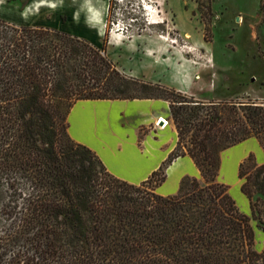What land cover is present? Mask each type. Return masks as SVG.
Returning <instances> with one entry per match:
<instances>
[{"label": "trees", "instance_id": "16d2710c", "mask_svg": "<svg viewBox=\"0 0 264 264\" xmlns=\"http://www.w3.org/2000/svg\"><path fill=\"white\" fill-rule=\"evenodd\" d=\"M110 11L101 46L0 18V264H264L251 224L264 231V162L249 152L238 165L250 216L218 179L225 149L255 138L264 153V103L203 101L125 73L106 51ZM85 99L167 101L174 148L139 183L115 176L68 132ZM183 156L199 178L159 194Z\"/></svg>", "mask_w": 264, "mask_h": 264}, {"label": "rangeland", "instance_id": "374dc122", "mask_svg": "<svg viewBox=\"0 0 264 264\" xmlns=\"http://www.w3.org/2000/svg\"><path fill=\"white\" fill-rule=\"evenodd\" d=\"M12 1L22 4L25 0ZM81 1L54 0L56 10L40 22L55 20L65 27L76 25L84 15ZM86 1L89 7L99 2ZM102 1L107 8L111 6L109 34L114 32L123 39V43L111 41L107 55L126 73L203 101L264 103V0ZM26 22L40 24L34 18ZM89 34L93 40L97 38L93 32ZM170 125L174 126L171 118ZM218 179L230 188L240 184L238 179ZM261 200L260 207H264V198ZM251 224L255 232L262 231L256 219H251ZM255 247H263L257 236Z\"/></svg>", "mask_w": 264, "mask_h": 264}, {"label": "crops", "instance_id": "0c3cea01", "mask_svg": "<svg viewBox=\"0 0 264 264\" xmlns=\"http://www.w3.org/2000/svg\"><path fill=\"white\" fill-rule=\"evenodd\" d=\"M101 2L105 1L99 0L97 5L89 7L87 1L82 0L80 4L84 15L76 25L69 27L55 20L52 23L40 22L41 19H46L47 14L56 10L54 0H25L22 4L12 0H0V18L21 25H31L26 20L34 18L41 26L91 39L93 44L101 46L108 9L106 2L103 5ZM79 28H82L80 33ZM89 31L96 35L95 40L91 38L93 35ZM111 41L123 43L121 37L110 32L107 52ZM118 66L126 73L122 66ZM183 77L188 84V79L184 75ZM159 118L168 121L164 128L156 125ZM68 124L71 138L95 151L109 172L131 183H139L148 178L168 156L177 141L176 129L170 125L168 102L162 99L78 100L68 114ZM249 152L257 156L258 163L264 162V153L257 140L249 138L222 151L218 176H223L226 181L238 179L240 184L232 188L229 186V192L236 198L234 200L239 204V209L250 216L249 200L241 192L242 180L238 178L239 162ZM184 175L199 178V170L189 156L178 157L167 167L166 179L156 191L162 195L175 193L179 180ZM256 236L263 241L264 246V231L255 232V241Z\"/></svg>", "mask_w": 264, "mask_h": 264}, {"label": "built area", "instance_id": "2783aa9c", "mask_svg": "<svg viewBox=\"0 0 264 264\" xmlns=\"http://www.w3.org/2000/svg\"><path fill=\"white\" fill-rule=\"evenodd\" d=\"M119 2L120 1H122V0H118ZM162 118H159L157 121H156V125L157 126H160L161 128H164L167 124H168V121L167 120H163V122L162 123H160V120H161Z\"/></svg>", "mask_w": 264, "mask_h": 264}, {"label": "bare ground", "instance_id": "6f19581e", "mask_svg": "<svg viewBox=\"0 0 264 264\" xmlns=\"http://www.w3.org/2000/svg\"><path fill=\"white\" fill-rule=\"evenodd\" d=\"M41 3H42V2H41ZM151 22L155 23V22H159V21L153 20V21H151ZM185 37L189 38L190 36H189L188 34L185 33ZM161 121H163V119H161L160 122H161Z\"/></svg>", "mask_w": 264, "mask_h": 264}]
</instances>
